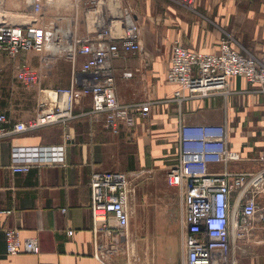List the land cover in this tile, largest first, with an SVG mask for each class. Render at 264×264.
<instances>
[{"label": "crops", "instance_id": "1", "mask_svg": "<svg viewBox=\"0 0 264 264\" xmlns=\"http://www.w3.org/2000/svg\"><path fill=\"white\" fill-rule=\"evenodd\" d=\"M195 1L196 11L170 2L163 13L158 12L156 0H132L144 26L142 49L138 55L113 62L116 92L126 104L151 103L147 119L136 116L133 125L114 132L107 127L106 115L93 113L92 101L85 97L74 106V117L66 124L0 140V264H101L94 257L92 175L132 172L140 176L141 168L147 172L169 170L178 158L182 123L225 125L230 148L241 157L227 169L232 173L261 169L264 94L258 87L235 78L228 96L179 102L175 98L179 86L168 82L167 72L175 41L193 51L215 54L222 41L230 39L237 50L264 64V0ZM33 12V0H0V23L25 25ZM55 16L53 10L47 14L48 19ZM42 58L35 52L16 58L0 52V115H6L12 125L26 124L38 115L42 89L69 87L83 76V56L75 63L58 59L48 66L42 65ZM23 63L39 71L36 86L27 87L16 79V68ZM125 72L133 76L127 78ZM14 162L28 163L31 168L27 173H15ZM225 168L222 164L209 166L215 173ZM166 212L172 249L165 263L178 264L182 253L178 196ZM8 228L16 229L22 239L37 238L41 253L9 255ZM259 244L253 237L241 241L232 236L231 257L239 264H264V245Z\"/></svg>", "mask_w": 264, "mask_h": 264}, {"label": "built area", "instance_id": "2", "mask_svg": "<svg viewBox=\"0 0 264 264\" xmlns=\"http://www.w3.org/2000/svg\"><path fill=\"white\" fill-rule=\"evenodd\" d=\"M189 7L193 0H184ZM55 0H33L30 23H0V52L11 58L22 53L43 55L42 65H51L61 56L75 63L85 57L81 78L69 87L42 89L43 103L38 115L28 123L12 125L0 115V140L15 134L54 124H66L74 117V106L89 97L92 112L106 115L107 127L117 132L131 126L134 117L147 119L151 103L126 104L116 92L113 62L138 55L142 49L141 24L130 0H73L77 17H82L87 34H77L78 24L65 17L48 19L45 6ZM124 76L130 78L131 72ZM16 79L27 87L36 86L39 71L23 63L16 68ZM243 78L264 94V64L254 56L237 50L230 39H224L220 51L207 54L193 51L175 41L167 80L179 86L175 98L228 96L233 79ZM81 79H84L81 81ZM240 154L230 148L228 130L223 124L182 123L178 158L167 172L170 187L178 190L181 206V264H239L231 257V237L241 241L264 239L263 166L256 172L232 173L229 163L240 161ZM222 164V173L209 170ZM28 163L14 162L15 173H27ZM132 172H96L90 181V210L93 219L94 257L101 264H138L130 252ZM66 210H64L65 212ZM262 224V226H261ZM68 234L73 235V231ZM7 253H41L37 238L22 239L16 229H5Z\"/></svg>", "mask_w": 264, "mask_h": 264}, {"label": "rangeland", "instance_id": "3", "mask_svg": "<svg viewBox=\"0 0 264 264\" xmlns=\"http://www.w3.org/2000/svg\"><path fill=\"white\" fill-rule=\"evenodd\" d=\"M130 2L133 5L132 0ZM170 2H179L194 11L197 9L195 8V0H193L191 7L184 0H156L158 12H166L165 5ZM52 10L56 15L54 18L65 17L68 21H71L72 25L76 21L78 24L77 34L79 36L82 37L87 34L88 30L85 21L82 17H77V10L73 0H56L55 5H47L44 8L46 15L51 13ZM154 19L156 20V17ZM143 28L144 26L141 23L142 36L144 34ZM59 59H64L65 62L71 63L66 55L61 56ZM55 62L57 63L58 61ZM83 80L81 79V81ZM147 154H149L148 151H146ZM167 172V168L151 172L141 168V175L134 178L131 182L129 244L131 256L133 255L132 258L137 259L138 264H168L165 263V260L169 257L172 242L169 227L170 219H168L166 210H169L171 204L176 200L178 190L170 187L167 181ZM260 206L264 207V196L260 198ZM259 245L263 246L264 243ZM181 262L182 253L178 264H181Z\"/></svg>", "mask_w": 264, "mask_h": 264}]
</instances>
